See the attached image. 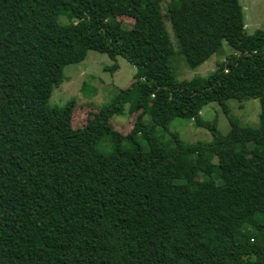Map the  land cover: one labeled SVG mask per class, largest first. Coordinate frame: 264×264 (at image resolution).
Masks as SVG:
<instances>
[{"label":"trees","instance_id":"1","mask_svg":"<svg viewBox=\"0 0 264 264\" xmlns=\"http://www.w3.org/2000/svg\"><path fill=\"white\" fill-rule=\"evenodd\" d=\"M160 1L0 0V264H264V28L246 32L239 0H163L164 14ZM224 47L206 77L175 78L174 54L195 68ZM88 50L139 76L74 127L73 99H49ZM247 98L260 102L256 127L228 115L227 100ZM209 102L225 134L201 119ZM124 112L136 114L125 134L110 121ZM147 114L164 130L192 119L213 139L171 132L162 154Z\"/></svg>","mask_w":264,"mask_h":264},{"label":"rangeland","instance_id":"2","mask_svg":"<svg viewBox=\"0 0 264 264\" xmlns=\"http://www.w3.org/2000/svg\"><path fill=\"white\" fill-rule=\"evenodd\" d=\"M239 2L242 6L246 32L253 33L258 28H264V0H239ZM159 6L164 14L166 11L165 1L161 0ZM58 18L63 23L71 20L64 13H60ZM115 19L127 27L133 24V19L127 15H119ZM165 22L170 40L176 49L177 39L171 24L167 20ZM227 53L228 49L224 47V50H219L217 54L195 68L188 66L184 57L176 53L170 57V65L175 78L178 80H190L195 76L203 78L215 69L216 61L227 57ZM113 62L105 53L88 50L86 57L81 62L64 66L63 79L53 88L49 103L61 106L73 99L74 111L71 123L74 127L85 125L97 108L110 100L116 88L127 87L139 76V69L120 56L117 57L118 68L114 72L104 69L105 66L111 65ZM226 104L229 108L228 115L236 118L241 126H258L260 102L257 98H247L242 101L229 99ZM199 114L204 121H215L216 128L221 134H225L230 128L227 115L216 102L205 104ZM135 116L136 114L127 116V113L124 112L121 115L112 116L110 121L115 129L125 134L132 129ZM148 117V114L144 116V120L151 126L153 136L160 143L162 154L172 145L171 132L177 133L184 142L213 139V135L208 128L196 126L192 119L174 118L169 123L167 130H164L161 127L153 126ZM99 147L107 152L109 142L103 140ZM108 166V161L103 160L102 167L107 168Z\"/></svg>","mask_w":264,"mask_h":264}]
</instances>
